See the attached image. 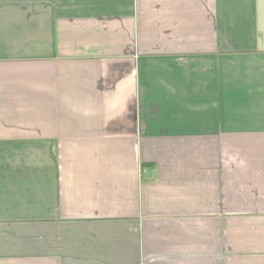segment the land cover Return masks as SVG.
<instances>
[{
    "label": "crops",
    "instance_id": "1",
    "mask_svg": "<svg viewBox=\"0 0 264 264\" xmlns=\"http://www.w3.org/2000/svg\"><path fill=\"white\" fill-rule=\"evenodd\" d=\"M0 264H264V0H0Z\"/></svg>",
    "mask_w": 264,
    "mask_h": 264
}]
</instances>
